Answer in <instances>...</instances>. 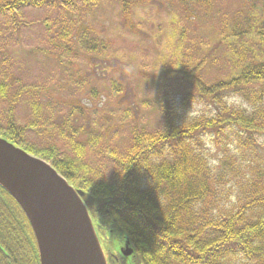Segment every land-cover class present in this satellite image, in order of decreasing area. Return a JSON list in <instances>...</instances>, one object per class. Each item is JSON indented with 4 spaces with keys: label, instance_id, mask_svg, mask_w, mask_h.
<instances>
[{
    "label": "rangeland",
    "instance_id": "374dc122",
    "mask_svg": "<svg viewBox=\"0 0 264 264\" xmlns=\"http://www.w3.org/2000/svg\"><path fill=\"white\" fill-rule=\"evenodd\" d=\"M260 38L264 0H54L0 15V80L8 95L21 93L17 126L34 120L29 102L41 108L42 127L25 132V145L69 151L74 137L88 144L93 180L107 181L133 133L163 128L165 98L183 120L214 109L197 101L179 110L184 96H197L180 72L202 63L204 84L230 78L264 51ZM5 106L0 122L8 120ZM212 139L205 155L229 156L234 171L225 170L217 187L223 208L241 195L247 163L263 161L230 135Z\"/></svg>",
    "mask_w": 264,
    "mask_h": 264
},
{
    "label": "trees",
    "instance_id": "16d2710c",
    "mask_svg": "<svg viewBox=\"0 0 264 264\" xmlns=\"http://www.w3.org/2000/svg\"><path fill=\"white\" fill-rule=\"evenodd\" d=\"M52 1H1L0 15ZM201 64L178 74L198 96H184L179 110L197 101L214 109L183 120L165 98L163 128L153 134L133 133L126 154L113 159L117 168L110 180H93L94 170L85 156L88 144L74 137L69 151L25 145V132L42 127L41 108L29 102L34 120L17 126L12 112L21 93L8 95L5 80H0V105L7 106L8 120L0 122V136L37 154L84 192L83 202L97 231L124 233L140 264H264V157L259 155L264 144V51L237 74L212 84L200 78ZM233 95L241 97L245 107L227 103ZM206 135H230L263 161L261 166L247 163L249 176L241 195L228 207H219L217 187L225 170L234 175L230 157L209 167L201 141ZM0 264H39L26 218L1 188Z\"/></svg>",
    "mask_w": 264,
    "mask_h": 264
},
{
    "label": "water",
    "instance_id": "95a60500",
    "mask_svg": "<svg viewBox=\"0 0 264 264\" xmlns=\"http://www.w3.org/2000/svg\"><path fill=\"white\" fill-rule=\"evenodd\" d=\"M0 188L25 216L39 264H107L98 231L83 202L85 194L48 162L2 137ZM117 241L123 248L120 257L136 260L124 233Z\"/></svg>",
    "mask_w": 264,
    "mask_h": 264
},
{
    "label": "flooded vegetation",
    "instance_id": "af4514ba",
    "mask_svg": "<svg viewBox=\"0 0 264 264\" xmlns=\"http://www.w3.org/2000/svg\"><path fill=\"white\" fill-rule=\"evenodd\" d=\"M102 233V235L100 234ZM101 243L103 250L106 256L107 264H137L138 262L134 259H124L120 257L119 252H123V248L120 247V244L117 241V235L114 232L109 230L108 234L105 232H100ZM126 253V252H125Z\"/></svg>",
    "mask_w": 264,
    "mask_h": 264
},
{
    "label": "clouds",
    "instance_id": "9594fccd",
    "mask_svg": "<svg viewBox=\"0 0 264 264\" xmlns=\"http://www.w3.org/2000/svg\"><path fill=\"white\" fill-rule=\"evenodd\" d=\"M227 103L235 106H242L244 104L241 97L233 95L227 99ZM202 144L204 145L206 153L209 151H214L213 139L211 136H204L201 138ZM207 164L209 167H214L217 161L214 159H208Z\"/></svg>",
    "mask_w": 264,
    "mask_h": 264
}]
</instances>
